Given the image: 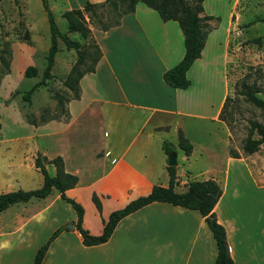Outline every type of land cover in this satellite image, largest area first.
I'll list each match as a JSON object with an SVG mask.
<instances>
[{
	"label": "crops",
	"instance_id": "1",
	"mask_svg": "<svg viewBox=\"0 0 264 264\" xmlns=\"http://www.w3.org/2000/svg\"><path fill=\"white\" fill-rule=\"evenodd\" d=\"M64 1L65 10L84 3ZM90 30L100 56L93 71L79 78L78 98L65 102L67 118L32 125L17 110L13 123L24 132L0 137V193L39 187L42 175L34 167L35 156H60L64 171L76 176L64 193L81 205V226L96 235L110 211L145 195L153 185H168L161 144L169 142L177 191L192 179L211 178L219 185L213 212L224 228L233 264H264V156L257 152L263 142L250 154L234 147L238 156L232 157L231 131L219 118L230 89L229 25H224L222 42L218 29L207 33L199 57L186 70L189 84L184 89L161 78L184 52L175 20H163L137 2L118 24ZM179 131L191 144L188 155L177 145ZM219 142L221 151L215 148ZM178 160L185 162V172ZM44 166L54 174L51 163ZM75 218L54 188L44 197L9 205L0 211V264H31L36 249L59 226L39 264L214 263L215 241L195 209L153 201L120 218L108 239L95 245L82 244Z\"/></svg>",
	"mask_w": 264,
	"mask_h": 264
},
{
	"label": "trees",
	"instance_id": "2",
	"mask_svg": "<svg viewBox=\"0 0 264 264\" xmlns=\"http://www.w3.org/2000/svg\"><path fill=\"white\" fill-rule=\"evenodd\" d=\"M203 0H103L101 3H108L112 10L116 12V17L111 22H103L96 11V7L101 3H92L85 0L81 8H70L62 12V16L66 23L67 32H76L81 38H87L89 44H80L77 40L70 39L66 34L58 31L54 22L53 16L47 6L45 0H41L42 8L46 15V20L49 30V45L46 49L44 56V65L40 73V77L35 81L27 90L23 91L21 98L29 102L30 93L37 87L45 86L47 80L51 77V67L54 61L55 53L57 52V38H59L66 48H73L76 53L75 61L68 69L65 77L62 80V85L69 90L70 97L65 100L76 99L79 96V78L87 72L93 71L94 65L100 56V51L95 42L90 39L91 31L88 27V22H94L99 29L106 30L110 26L116 25L122 14L131 12L137 2H142L148 7L154 9L159 17L163 20H175L183 34L184 52L182 57L170 68L164 70L161 78L167 85L184 89L188 86L189 80L186 78V70L192 62L199 57L201 48L203 46L205 37L210 30L209 20L212 15L203 13ZM121 5L122 9L119 10ZM85 16L87 19H85ZM89 48H92L89 50ZM5 52L4 49L0 50V62L8 72V63L2 57L1 53ZM89 59V65L86 64ZM36 74V69L32 65H27L22 75L23 77H31ZM238 94L243 96L244 100L252 106L264 111V98L259 97L256 93L259 92L258 88L252 83L248 84L244 81L235 83ZM53 97L56 99V106L60 108V112L53 116H45L46 109H41L37 115L33 113L23 112L24 120L32 125L43 123L51 119H66L67 110H62L63 96L54 93ZM229 100V95H226L219 112V118L228 126L229 121L224 118L223 110ZM252 133L256 137H252ZM264 142V123L257 120H248V131L243 138L240 149L242 154H250L259 148V145ZM177 145L183 150L185 155L191 151V144L179 131L177 133ZM161 148L165 154L173 151V147L169 142H163ZM229 154L232 157H237L238 153L234 148L229 146ZM51 163L54 166L55 172L49 175L45 169L44 164ZM34 167L42 175V183L39 187L33 189H16L13 191L0 193V211L7 208L9 205L16 202H25L31 197H44L52 188H54L58 196L67 202L75 212L74 228L81 236L83 245H95L105 242L111 234L117 221L130 212L148 204L153 201H163L172 205H177L185 208L195 209L203 217L205 224L209 228L211 235L216 244V255L213 264H233L229 255L225 231L220 225L213 212V206L221 194V189L215 180L207 179H192L187 182L181 191L175 189V166L168 165L167 172L169 176L168 185L163 187L160 185H153L148 193L138 196L122 207L110 211L107 219L103 221L102 229L99 234L93 235L87 232L81 226V216L83 209L81 205L74 199L67 197L64 193L65 189L72 187L76 182V176L67 173L63 169V162L60 156H55L51 159H46L37 154L33 161ZM91 199L97 210L100 208L98 199L92 195ZM61 227L55 228L48 236L46 241L42 243L35 251L32 263L39 264L47 246L50 241L59 233Z\"/></svg>",
	"mask_w": 264,
	"mask_h": 264
},
{
	"label": "rangeland",
	"instance_id": "3",
	"mask_svg": "<svg viewBox=\"0 0 264 264\" xmlns=\"http://www.w3.org/2000/svg\"><path fill=\"white\" fill-rule=\"evenodd\" d=\"M45 1L59 32L80 44L90 43L91 40L81 38L76 32H67L62 16L67 6L64 0ZM78 1L81 0H70L73 4ZM202 6L204 14L213 13L212 19L209 20L210 30L218 29L216 37H220L219 42H222L220 35L224 25H229L226 71L230 89L223 116L229 121L227 127L231 131L230 147L240 149L248 131V120L264 123V111L246 102L235 86V83L240 81L253 83L259 90L256 94L264 98V0H203ZM121 9L120 5L119 10ZM96 11L106 23L116 17V12L108 3H101L96 7ZM87 24L89 29H99L94 22ZM90 37L93 40L91 34ZM48 45L49 30L41 0H0V50H5L1 55L8 63V72H5L0 62V137L16 136L24 132L19 124L13 123V114L17 113V110L37 115L41 109H46L45 116L58 114L60 108L56 106L54 93L63 96L62 110H65V99L71 94L62 85V80L66 75L67 66H71L75 61L76 53L73 48H66L59 38L54 68L50 70L51 77L46 85L35 88L30 93L29 102L21 98L22 92L39 79ZM27 65L35 67L34 76L23 77L22 71ZM88 65L89 59L84 66ZM2 104L11 106L4 107ZM251 136L256 137V134L252 133ZM1 146L3 143H0ZM221 147L219 142L215 148L221 151ZM257 152L264 156V142ZM179 167L183 172L187 168L185 162L181 161ZM190 172L195 174L192 170ZM65 226H68V221Z\"/></svg>",
	"mask_w": 264,
	"mask_h": 264
},
{
	"label": "water",
	"instance_id": "4",
	"mask_svg": "<svg viewBox=\"0 0 264 264\" xmlns=\"http://www.w3.org/2000/svg\"><path fill=\"white\" fill-rule=\"evenodd\" d=\"M175 153L174 151H171L168 155H167V165H175ZM68 228L72 227V224L70 222H68Z\"/></svg>",
	"mask_w": 264,
	"mask_h": 264
},
{
	"label": "built area",
	"instance_id": "5",
	"mask_svg": "<svg viewBox=\"0 0 264 264\" xmlns=\"http://www.w3.org/2000/svg\"><path fill=\"white\" fill-rule=\"evenodd\" d=\"M183 184V183H182Z\"/></svg>",
	"mask_w": 264,
	"mask_h": 264
}]
</instances>
